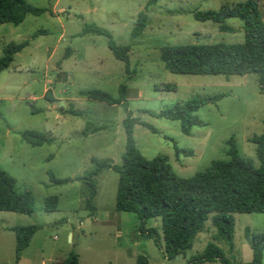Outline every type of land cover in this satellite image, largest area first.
I'll return each mask as SVG.
<instances>
[{"label": "rangeland", "instance_id": "1", "mask_svg": "<svg viewBox=\"0 0 264 264\" xmlns=\"http://www.w3.org/2000/svg\"><path fill=\"white\" fill-rule=\"evenodd\" d=\"M26 1L48 10L38 16L28 14L18 25L0 24V56L7 43L29 40L0 72V168L15 178L17 191L32 193L33 205L30 214L0 211V264H62L72 253L77 255V264H135L141 253L149 264H190L188 261L210 242L232 262H249L252 250L244 230L263 232L264 213H232V249L217 237L209 217L192 247L167 259L158 218L142 224L135 213L115 209L116 171L102 169L93 176L95 213L85 208L87 186L81 178L95 167L92 157L120 165L126 141L122 122L127 111L157 130L154 133L134 124L133 139L141 154L147 158L166 156L178 176L189 177L208 168L212 160L228 159L231 136L239 154L258 166L256 145L251 141L264 129V89L258 75L177 74L169 72L160 59L164 46L241 43L245 36L241 19H225L232 29L220 30L217 22L197 19L195 14L233 7L245 0H157L148 6V23L135 38L131 31L136 16L149 0ZM257 7L264 22V0H257ZM90 23L108 31L115 44L130 46L129 72L109 50L106 35L80 34ZM38 29L45 33L32 38ZM67 48L71 52L63 57ZM121 84L126 87L127 108L80 93L100 89L118 98ZM163 84L175 88L165 90ZM47 89L50 99L44 96ZM219 94L223 96L210 100ZM192 97L207 101L196 111L205 125L193 126L190 135L180 131L179 121L156 116ZM25 129L44 132L52 141L30 145L19 134ZM175 146L192 154H176ZM49 171L71 181L55 184ZM51 195L58 197L57 206L46 211L45 199ZM27 225L37 229L16 261L10 227ZM141 226L153 227L160 243L141 234Z\"/></svg>", "mask_w": 264, "mask_h": 264}, {"label": "trees", "instance_id": "2", "mask_svg": "<svg viewBox=\"0 0 264 264\" xmlns=\"http://www.w3.org/2000/svg\"><path fill=\"white\" fill-rule=\"evenodd\" d=\"M157 0H149L144 10L138 12L131 31L133 38L138 37L148 23V6ZM48 10L37 7L26 0H0V24L10 23L18 25L26 15H41ZM50 12V10H49ZM51 14V12H50ZM197 19H211L218 24L220 30H231L224 23L227 18H239L244 23L245 36L241 43H213L187 44L182 46H164L160 49V59L164 67L171 73L195 75H245L257 74L261 90L264 89V22L257 7V0L238 2L233 7H220L217 10L196 12ZM44 30H36L31 37H35ZM95 33L108 37V48L116 59L124 62L129 72L128 45H117L105 29L93 23L85 24L80 34ZM29 43L28 39L20 42H9L2 48L0 56V72L8 67L15 53L21 51ZM71 52L65 50L63 57ZM125 85L119 86V97L113 98L100 89L80 91L93 100L108 104L120 103L127 108L124 96ZM165 90L175 86L163 84ZM50 99L49 90L44 94ZM219 94L210 100H218ZM207 99L192 97L183 103H176L173 107L156 114L169 120L179 121L180 131L185 135L191 134L193 126L205 125L196 111L206 103ZM147 111V110H143ZM140 124L152 132L157 130L151 124L139 121L127 111L122 125L125 132V148L121 154V163L117 165L110 159L91 158L95 167L81 178L87 186L84 205L90 213H95L93 198L96 195V184L93 176L102 169H112L118 173L115 193V209L118 211L135 213L142 224L149 218L160 220L162 248L164 256L172 259L183 254L193 245L195 235L202 230L203 223L210 217L216 229V235L224 240L228 247H233L234 218L232 213H264V129L263 132L251 138L256 145L258 166L242 157L236 147L235 139L231 136L228 141V155L226 160H212L209 167L196 172L189 177L178 176L172 169L168 158L157 155L147 158L141 154L133 139V126ZM99 129L93 128V131ZM83 133H86L84 130ZM21 140L38 146L50 143L52 138L41 131L22 130L19 132ZM176 154H192L189 149L174 147ZM51 155L49 156V158ZM51 182L63 184L71 178H58L52 171L48 172ZM58 197H46L44 209H56ZM33 195L29 191H17L15 178L0 168V211H10L23 214L32 212ZM10 229L15 237V258L19 260L21 251L29 244L30 238L37 229L35 225L13 226ZM153 227H140V233L146 237H153L159 244ZM252 250V259L240 264H261L264 252V231L259 233L244 230ZM218 261L221 264H236L228 259L223 250L215 243H208L203 252L193 256L188 263H202ZM77 255L72 253L62 264H77ZM135 264H149L145 254H138Z\"/></svg>", "mask_w": 264, "mask_h": 264}]
</instances>
